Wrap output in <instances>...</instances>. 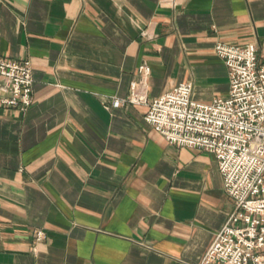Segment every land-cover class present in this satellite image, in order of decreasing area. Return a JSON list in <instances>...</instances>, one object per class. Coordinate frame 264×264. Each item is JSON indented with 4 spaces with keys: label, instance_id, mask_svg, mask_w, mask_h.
Returning <instances> with one entry per match:
<instances>
[{
    "label": "crops",
    "instance_id": "crops-1",
    "mask_svg": "<svg viewBox=\"0 0 264 264\" xmlns=\"http://www.w3.org/2000/svg\"><path fill=\"white\" fill-rule=\"evenodd\" d=\"M215 42L264 62V0H0V57L32 75L31 105L0 107V264L199 263L233 207L213 156L103 103L140 63L148 101L224 96Z\"/></svg>",
    "mask_w": 264,
    "mask_h": 264
},
{
    "label": "built area",
    "instance_id": "built-area-1",
    "mask_svg": "<svg viewBox=\"0 0 264 264\" xmlns=\"http://www.w3.org/2000/svg\"><path fill=\"white\" fill-rule=\"evenodd\" d=\"M213 50L226 67L224 96L195 101L183 82L148 101L143 77L149 69L140 63V79L129 82L127 96L103 107L145 105L144 121L168 144L213 156L233 207L198 264H264V62H257L254 43L215 42ZM31 103L30 62L0 57V107L22 113ZM42 237L36 230L35 239Z\"/></svg>",
    "mask_w": 264,
    "mask_h": 264
}]
</instances>
